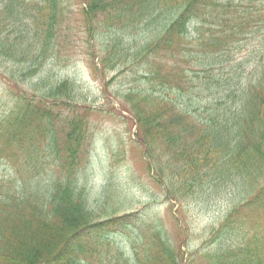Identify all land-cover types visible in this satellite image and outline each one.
<instances>
[{"label":"trees","instance_id":"trees-1","mask_svg":"<svg viewBox=\"0 0 264 264\" xmlns=\"http://www.w3.org/2000/svg\"><path fill=\"white\" fill-rule=\"evenodd\" d=\"M82 1L87 38L100 46L91 56L101 73L125 76L116 102L136 122L167 201L226 203L200 264H264V54L240 60L264 32V0L243 11L231 0ZM63 3L0 0V58L26 63L30 79L46 69L33 95L0 118V264H185L163 223L120 215L115 180L92 199L84 161L94 138L77 109L89 97L48 69L70 49ZM23 18L32 39L4 38Z\"/></svg>","mask_w":264,"mask_h":264},{"label":"rangeland","instance_id":"rangeland-1","mask_svg":"<svg viewBox=\"0 0 264 264\" xmlns=\"http://www.w3.org/2000/svg\"><path fill=\"white\" fill-rule=\"evenodd\" d=\"M64 1L63 28L68 31L67 40L71 42L68 44L70 49L63 51L62 48L61 65L55 61L48 69L58 68L62 78L75 81L81 87L83 94L89 97V103L84 106L78 104L77 109L89 121V129L94 138L87 151L88 161H84V164H89H87L86 171L95 188V195L92 199H97V192L107 183L108 178L115 180L117 185L115 187L119 188L121 196L120 215L139 213L148 222L163 223L169 241L181 245L182 251L186 252L185 264H200L198 260L200 252L209 250V248H201L202 244L208 242L207 235H210L211 230L217 228L223 220L226 203L215 200L208 205L198 206L185 203L181 207L167 201L162 188H159L154 181V174L149 170L148 165H152L146 159L145 148L138 139L136 122L122 113L120 106L116 103L115 94L123 90L125 76L119 78V82L115 81V74H105L102 70V73L99 71L98 59L91 56V48L94 45L92 49L96 52L100 51V46L94 41L91 43L89 37L87 38L83 13L86 9L85 3L82 0ZM231 2L238 4L240 11L247 10L251 5L249 0H231ZM255 4L259 6L261 0H257ZM20 33L26 34L28 38L33 37L32 24L27 18H23L19 25L16 23L15 26H9L4 38L18 42ZM257 37L259 41L254 39L248 41L240 60L243 58V60H248L256 55L255 60L258 61L260 55L264 54L251 53L256 50L260 40L264 38V32L258 34ZM238 52L239 48L235 50V53ZM151 56L158 61L154 63L150 57L155 65H160V60L164 61L161 54ZM24 68L27 69L24 62L16 66V63L4 57L0 58V118L1 115L13 110L17 100L24 96L30 98L34 93L32 87H35L45 75L46 69L41 78L35 76L36 78L30 79L28 75L22 77L25 73ZM101 90L104 91L103 94L100 93ZM59 114L64 117L69 115L67 111ZM4 174H6L5 160L0 161V176Z\"/></svg>","mask_w":264,"mask_h":264}]
</instances>
